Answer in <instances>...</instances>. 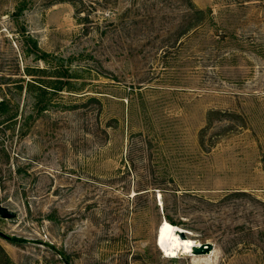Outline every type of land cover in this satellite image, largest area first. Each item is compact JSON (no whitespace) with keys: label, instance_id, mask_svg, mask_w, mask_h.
Instances as JSON below:
<instances>
[{"label":"rangeland","instance_id":"rangeland-1","mask_svg":"<svg viewBox=\"0 0 264 264\" xmlns=\"http://www.w3.org/2000/svg\"><path fill=\"white\" fill-rule=\"evenodd\" d=\"M193 1L0 0V264H264V0Z\"/></svg>","mask_w":264,"mask_h":264},{"label":"bare ground","instance_id":"bare-ground-1","mask_svg":"<svg viewBox=\"0 0 264 264\" xmlns=\"http://www.w3.org/2000/svg\"><path fill=\"white\" fill-rule=\"evenodd\" d=\"M177 230L183 229L168 220H164L161 222L157 234L158 246L172 257L177 256L181 252L191 253L192 247L199 244V242L191 238L181 237Z\"/></svg>","mask_w":264,"mask_h":264},{"label":"trees","instance_id":"trees-1","mask_svg":"<svg viewBox=\"0 0 264 264\" xmlns=\"http://www.w3.org/2000/svg\"><path fill=\"white\" fill-rule=\"evenodd\" d=\"M58 2H63V1H68L70 2L74 7H76V14L80 15L81 14V10H79V8H77V1L78 0H57ZM83 2V1H82ZM187 11H189V15H190V20L186 22V25L183 28V32L185 31H189V30H194V31H198L201 28H203L205 25V19H206V13L205 11H203L202 9H199L196 7V4L194 3L193 0H187ZM81 17V15H80ZM83 19V18H81ZM107 27V26H106ZM36 45V44H35ZM95 100H98L97 98H93ZM166 219H168V221L172 224H174L173 220L167 216ZM175 225V224H174ZM12 243H17L20 241L19 238L13 237V238H8ZM181 258L183 256H180Z\"/></svg>","mask_w":264,"mask_h":264},{"label":"water","instance_id":"water-1","mask_svg":"<svg viewBox=\"0 0 264 264\" xmlns=\"http://www.w3.org/2000/svg\"><path fill=\"white\" fill-rule=\"evenodd\" d=\"M0 214L2 217H11V212L8 209L1 205L0 203ZM166 220V219H164ZM163 220V221H164ZM177 232L181 235V237H186V232L184 230H177ZM160 245V244H159ZM214 250V244L211 242H203L192 247V254L195 255H209Z\"/></svg>","mask_w":264,"mask_h":264}]
</instances>
